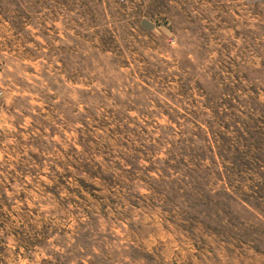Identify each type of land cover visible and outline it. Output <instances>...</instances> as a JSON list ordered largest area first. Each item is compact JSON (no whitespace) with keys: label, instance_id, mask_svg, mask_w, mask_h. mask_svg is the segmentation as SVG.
Returning a JSON list of instances; mask_svg holds the SVG:
<instances>
[{"label":"rangeland","instance_id":"obj_1","mask_svg":"<svg viewBox=\"0 0 264 264\" xmlns=\"http://www.w3.org/2000/svg\"><path fill=\"white\" fill-rule=\"evenodd\" d=\"M0 264H264V0H0Z\"/></svg>","mask_w":264,"mask_h":264}]
</instances>
